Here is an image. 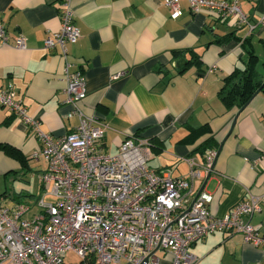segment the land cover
Returning a JSON list of instances; mask_svg holds the SVG:
<instances>
[{
    "label": "crops",
    "instance_id": "obj_1",
    "mask_svg": "<svg viewBox=\"0 0 264 264\" xmlns=\"http://www.w3.org/2000/svg\"><path fill=\"white\" fill-rule=\"evenodd\" d=\"M163 1H72L80 37L67 44L66 60L70 71L83 73V108L106 124L102 146L108 154L118 151L128 133L146 137L152 153L148 165L173 177L187 174L182 158L203 162L216 149L213 168L194 181V189L212 194L209 211L217 217L246 194L260 196L261 210L250 220L262 232L264 92L241 109L225 107L217 92L226 75L244 66L246 39L257 56L254 69L264 76V27L248 34L246 26L206 11L191 12L186 0H180V15L171 19ZM59 6L60 0H0V19L10 39H26L24 49L0 44V87L12 82L27 115L55 137L77 122L64 117L70 106L63 102L60 50L43 47L45 37L59 28ZM240 7L252 22L262 8L247 0ZM220 37L225 39L217 42ZM189 50L199 63L180 69L191 58ZM209 139L210 147L203 150L200 146ZM38 147L32 130L0 106V196L6 204L33 203L38 197L45 163L30 157ZM189 251L196 264H264V247L245 243L239 233H210Z\"/></svg>",
    "mask_w": 264,
    "mask_h": 264
},
{
    "label": "built area",
    "instance_id": "obj_2",
    "mask_svg": "<svg viewBox=\"0 0 264 264\" xmlns=\"http://www.w3.org/2000/svg\"><path fill=\"white\" fill-rule=\"evenodd\" d=\"M73 0H60L59 28L49 33L43 47L57 46L63 60L65 118H76L71 130L52 136L39 129V121L26 113L8 81L0 87V106L27 125L39 141L30 155L42 160L41 191L33 203L6 204L0 196V264H64L67 251L75 264H196L189 251L195 241L213 232L239 233L245 243L264 247V231L251 223L261 210V197L244 195L222 217L210 213L212 194L195 190L194 181L212 169L216 149L203 162L182 158L185 176L148 165L152 157L148 138L128 133L115 154H108L102 140L106 124L83 108L86 96L82 71H70L67 44L80 33L74 25ZM193 13L206 11L251 34L264 27V0L252 22L240 7L242 0H186ZM169 17L180 15V0H164ZM0 44L24 49L26 39H10L0 19ZM52 197L46 201L45 197ZM159 252V254H158Z\"/></svg>",
    "mask_w": 264,
    "mask_h": 264
},
{
    "label": "trees",
    "instance_id": "obj_3",
    "mask_svg": "<svg viewBox=\"0 0 264 264\" xmlns=\"http://www.w3.org/2000/svg\"><path fill=\"white\" fill-rule=\"evenodd\" d=\"M224 39L225 37H220L216 41L221 42ZM245 42H247L248 47L247 60L244 66L241 68L236 67L230 74L226 75L222 79V85L217 92L219 99L227 108H231L232 106L240 108L252 97V95L258 89L259 92H264V76L259 75L254 69V65L257 62V56L252 50V44L250 43V40L246 39ZM188 52L191 53V58H189L185 65L180 69H183L185 66L192 64L194 61L196 63H199L197 55L193 53V51L189 50ZM210 141V139L207 140L200 147L203 150L207 147H210ZM5 151L9 152L10 149L5 148Z\"/></svg>",
    "mask_w": 264,
    "mask_h": 264
},
{
    "label": "rangeland",
    "instance_id": "obj_4",
    "mask_svg": "<svg viewBox=\"0 0 264 264\" xmlns=\"http://www.w3.org/2000/svg\"><path fill=\"white\" fill-rule=\"evenodd\" d=\"M39 178V177H38ZM46 201H52V197L46 196L45 197ZM159 254V252H158ZM78 262V257L72 252V251H67L66 257L64 259V264H75Z\"/></svg>",
    "mask_w": 264,
    "mask_h": 264
},
{
    "label": "water",
    "instance_id": "obj_5",
    "mask_svg": "<svg viewBox=\"0 0 264 264\" xmlns=\"http://www.w3.org/2000/svg\"><path fill=\"white\" fill-rule=\"evenodd\" d=\"M182 62H183V61H182ZM177 65H178V64H177ZM258 91H259V89H258L253 95H255ZM253 95H252V96H253ZM246 103H247V102H246ZM246 103H245V104H246ZM245 104H244L243 106H245ZM243 106L240 107V109L243 108ZM236 117H237V115L234 116V119H233V121H232V125H231V127L234 125V122H235ZM219 149H220V147H219L217 150H219ZM212 168H213V164H212ZM202 188H203V187H201L199 190H201Z\"/></svg>",
    "mask_w": 264,
    "mask_h": 264
}]
</instances>
